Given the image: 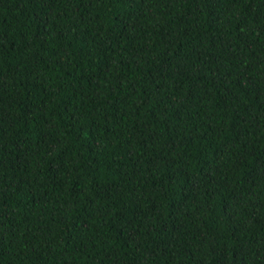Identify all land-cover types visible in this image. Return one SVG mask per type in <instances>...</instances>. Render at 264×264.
<instances>
[{"label": "trees", "instance_id": "16d2710c", "mask_svg": "<svg viewBox=\"0 0 264 264\" xmlns=\"http://www.w3.org/2000/svg\"><path fill=\"white\" fill-rule=\"evenodd\" d=\"M0 264H264V0H0Z\"/></svg>", "mask_w": 264, "mask_h": 264}]
</instances>
